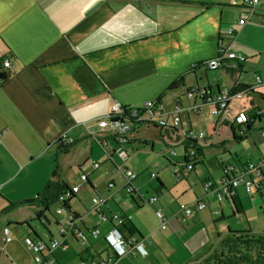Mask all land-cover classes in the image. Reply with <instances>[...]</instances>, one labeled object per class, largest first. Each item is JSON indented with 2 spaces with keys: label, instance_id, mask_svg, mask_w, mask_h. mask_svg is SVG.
Listing matches in <instances>:
<instances>
[{
  "label": "crops",
  "instance_id": "0c3cea01",
  "mask_svg": "<svg viewBox=\"0 0 264 264\" xmlns=\"http://www.w3.org/2000/svg\"><path fill=\"white\" fill-rule=\"evenodd\" d=\"M233 1L239 3L241 0H0V61L3 57L11 61L9 76L0 81V243L2 251L10 259H20L22 255L20 251H11L9 243L13 239L3 241L4 226L10 228L20 244L22 237L30 233L44 240L49 236L61 238L58 231L43 235L35 227L37 224L48 229L52 220L57 228L55 222L59 219L55 209L58 205H50L48 210H44L38 201L26 203L36 197L47 181L61 179L72 187L76 180L79 183L80 174L84 173L93 186V189L85 186L86 192H95V185L88 174L94 175L96 171H93L92 164L87 166L85 162L88 155L97 152L94 145L102 152L103 148L118 145L113 138L107 137V129L97 124L108 113L113 99L123 104L141 105L147 100H155L181 76L183 85L167 90L161 99V106L163 111H169L175 103L181 105L189 128L183 127L181 121L180 128L193 130L192 115L199 114L195 105L201 102L202 89L210 91L205 92L206 98L210 93L213 96L218 90L222 92L221 81L225 79L217 74H208L214 70L195 65L217 56L220 48L242 53L247 59L240 64L239 80L253 83L252 75L250 80L245 81L240 76L246 74L244 69L264 63V0H258L250 8L233 5ZM240 13H244L242 24L238 22ZM229 29L233 30L232 33H228ZM227 67L230 69L225 64L217 70L226 77H229V72L234 79V71L232 74ZM260 84L248 93L259 100V104L250 100L253 110L250 115L246 113L248 119L253 120L251 128L242 139L234 141L230 126L237 123H226L230 134L223 143H219L222 150H226L223 146L226 143L228 153L234 154L231 156L233 162H229L228 158L221 159L232 167L233 172L248 161L261 162L260 168L264 171V138L261 134L264 130V104L261 106L264 95L260 93L264 84L261 78ZM231 86L232 81L226 91ZM194 89L196 91L189 96L188 92ZM169 96L173 105L165 110L163 103ZM183 96L186 106L182 105ZM257 121L260 124L258 131L253 133ZM152 126L163 134L168 144L172 143L167 135L176 130ZM140 129L142 125L137 129L135 138L125 144L131 145V152L140 144L137 138ZM61 136L72 140L65 151L59 149L58 138ZM196 139L201 148L207 143L214 146L216 142H203L204 137ZM248 140L258 154H254V159L242 161L238 154L246 149ZM188 145L183 138V158ZM79 150L82 153L80 157ZM196 160L202 163L198 152ZM106 161L110 165L103 169L100 180L108 184V181L114 182V173L125 167L109 161L107 156ZM169 164L170 168L164 170L163 177L158 173L154 176L163 186L154 183L150 185L151 192L145 191L144 194L135 182L141 175L136 172L132 180L135 191L127 193L132 203L115 199V194L124 189V180L119 184L121 188L113 187L116 191L110 193L111 187L107 186L106 195L100 190L96 194L101 212L128 217L131 234L120 224L114 223V226L125 235H135L144 242L147 251L143 255L144 261L126 258L125 254L115 256L108 244L103 253H92L89 246L93 244L86 233L90 234V230L96 227L101 231L96 238L100 235L104 237L110 226L102 223L98 213L92 209L94 214L90 224L83 221L89 211L80 214L78 205L74 204L83 186L69 198L70 210L77 217L74 218L73 230L65 232L63 237L68 244L67 250L71 248L70 241L77 242L78 237L89 244L79 246L82 247L76 252L79 263L81 260H109L110 256L112 264H196L220 251L219 241L228 230L264 234L261 202L257 197L252 198L251 191L247 193L241 182L233 188L231 199H218L214 191L204 190L202 182L208 178L219 185L224 176L221 168L217 179L206 174L199 176L201 189L195 184L197 174L191 172L195 171L196 164L190 169L170 161ZM72 166L75 170L70 173ZM169 172L175 182L187 184L188 189L182 187L173 194L169 190L172 186ZM231 174L228 172L229 177H232ZM253 187L264 200V184ZM151 195L158 198L155 204L146 202ZM247 198L256 211L253 219L247 214L250 210ZM198 199L205 203V207L199 210L196 209ZM109 200L118 210L109 206ZM180 204L189 205L193 213L185 216L178 208ZM155 209H160L167 217L165 228H161L160 222L153 216ZM142 212L149 215L144 217ZM229 213L232 219L216 224L217 217L224 219ZM69 226L73 227V224ZM212 234H215L214 238ZM82 251L86 256L81 255ZM52 258L50 264H53ZM17 261L20 264L31 263L25 259Z\"/></svg>",
  "mask_w": 264,
  "mask_h": 264
},
{
  "label": "rangeland",
  "instance_id": "374dc122",
  "mask_svg": "<svg viewBox=\"0 0 264 264\" xmlns=\"http://www.w3.org/2000/svg\"><path fill=\"white\" fill-rule=\"evenodd\" d=\"M244 71L246 72V76L245 75H241L240 79L245 81V80H250L252 77L251 75H253L254 73L257 76H260V78L262 79V82L264 84V63L262 64H258V66H253L251 67V69H244ZM213 74H217L218 77L223 78L225 77V79H222L221 84H222V89L221 91L223 93H226V88L228 86V84H230L231 79L229 77L224 76V74L220 71V70H214V71H209L208 74L212 75ZM224 88V89H223ZM260 93H262L264 95V85L260 88ZM180 93V92H178ZM183 102L182 105L186 106V98L183 96L182 98ZM250 100L253 101V104H259V100L258 98H253L252 96L248 95H242V96H232L230 98L228 107L222 112V113H217V114H211V106L207 105L203 108L200 109L199 114L196 115H192V120H191V125L192 128L194 130L195 133H197L198 131H202L204 133V139L203 142H209V141H216L214 142L215 145H209L208 143L205 146H202L201 149V153L198 152V157L202 158V163H198L195 165V171H191L194 175L196 176V182L195 184L200 187L202 189V186L199 182V176H202L203 174L206 175H211L214 179H217L218 176L221 173L220 170V163L219 160L221 159H225L228 158L229 162H233V159L231 156H233L234 154L231 152V154L228 153V146L223 144L224 147H226V150H222V147L220 146L219 143H221L222 141L225 140V138L230 134V131L228 130L227 124L230 122H234V118L235 116L241 111L244 113H248L249 115L251 114V111L253 110V105H250ZM264 101L262 103L261 106H263ZM164 109L165 110H169V108H172L173 105V99L171 96H169L168 98H166L164 100ZM263 108V107H262ZM264 118V117H263ZM227 123V124H226ZM262 123H264V119L262 121ZM261 123V124H262ZM181 125L185 128H189V123H188V119L185 115V113H181ZM178 127V129L175 132H170L167 135V138L173 143H167L166 141H168L166 138V140L162 137L163 134L159 133L157 128H154L152 126L151 123H146V124H142V129H140L138 131V137L139 138V142L140 144L137 146L136 150L133 149L132 152L130 151V146L131 145H124V148L127 152L123 153L122 148L118 145L114 146V152L112 155V161L116 163V165H118L119 167H125V168H129L128 166L131 165L132 167L129 168L131 170H133L135 173L139 172L138 175H140L138 178L135 179V182H137V185L139 186V190L142 194H144V192H151V188L150 185H154L155 178L151 177L149 178V172H154V173H158L161 177H163V173L164 170H168L170 168V163H173L177 166H184V162H183V153H182V148H183V137L181 135V129L180 126ZM259 123L258 121L254 124L255 126V130L253 133H256V131H258L259 128ZM216 126V128L213 131V127ZM226 126V127H225ZM146 142V143H143ZM169 142V141H168ZM223 143V142H222ZM150 144H152V146L150 147ZM100 147V146H99ZM246 149L243 148V151L240 152L241 159L242 161H248V158L254 159V154L257 153L258 151L254 150V148L252 147L251 144V140H248V144L246 143ZM252 147V148H251ZM94 148L96 149V153H94L93 155L89 156L88 155V159L85 162V165H90L93 162H96L98 165L93 171L95 172L94 175L88 174V176L90 178H92V182L95 185V192H91V193H87L86 192V185L83 186L79 192H78V198L76 199L74 204L77 206L78 205V211L80 212V214L85 213L86 211H89V214L84 215L83 217V221L86 224H90L91 221V215H93L94 213L91 212L92 209V199L91 196H96V194H98V191L100 190V193H102L103 195H106V187L108 186V184L101 179V173L103 171V169H105L106 167H108V165H110L107 161H106V156L104 154V152H102L96 145H94ZM78 149H82V148H78ZM172 149L174 151H172ZM80 151V150H79ZM81 156V151L79 152ZM257 157V156H256ZM255 157V158H256ZM134 165H139L141 166L140 168H136L134 167ZM163 165V167H162ZM166 167V168H165ZM168 168V169H167ZM75 170V166H72L70 168V173H73ZM139 170V171H138ZM168 177L172 183V186L170 187V191L174 194V193H178V191L180 190V188L184 187V189H188L187 184H182L181 182H175L172 174L169 172ZM114 182L113 185L115 186V188L119 187L121 188V186H119L120 182L124 180V185L126 183V179L124 177V175L122 174L121 171L114 173ZM82 182V180L78 181L76 180V183H74V186H78L80 183ZM134 182V183H135ZM70 183L73 185V183L70 181ZM113 186V187H114ZM109 188L110 193L116 191L117 189L115 188ZM263 193H264V188L262 189ZM252 193V198L257 197L259 199V201L261 202L260 207L264 209V200L262 197L259 196V192H255L254 187L252 186L251 188V192ZM165 194V192H163V195ZM100 199H103V197H99ZM115 199L120 202V201H129V196L126 192L125 189L121 190L118 193L115 194ZM248 208H250V210L248 211V216H250V218H254L256 215V211L253 210V205L250 202L251 200L248 199ZM78 202V204H77ZM109 206L116 210L117 206L111 201L109 200ZM129 203H132L131 201H129ZM155 204V203H153ZM53 207V205H52ZM190 207V206H189ZM191 208V207H190ZM118 210V209H117ZM194 211V210H193ZM262 212V211H261ZM143 213V212H142ZM152 213V212H151ZM193 213V212H192ZM144 217L145 215L148 216V212L143 213ZM153 214V213H152ZM262 215V214H261ZM154 216V214H153ZM56 217L59 219L58 222H60L61 225L63 226H67V220L64 215V213L62 214H56ZM156 218V217H155ZM232 219V215L231 213L227 214V216L225 215L224 219H219V217H217L216 221L218 224L219 222H221L218 225H221L224 223V220L227 219ZM226 222V221H225ZM228 222V221H227ZM39 226V227H38ZM36 229L41 232L43 235H47V233H57L58 231V227L56 228V226H54L53 221L51 220L50 224H49V228L45 229L43 226L41 225H35ZM209 228V227H208ZM207 228V230H208ZM224 229H226V225L224 226ZM220 230H222L220 228ZM11 231V230H10ZM101 232V231H99ZM11 234L12 231H11ZM32 234V233H30ZM216 234V233H215ZM215 234H212V238H214ZM13 236V235H12ZM87 238L90 240L89 242H91L93 244L92 247L89 246V244L86 241H83L81 237H78L77 242L74 241H70L71 243V248H69V250H63L60 246L54 248L52 250V261L53 264H79V257L78 254L76 252H79L82 247L84 245H88L89 246V250L92 253H95V251L99 252V253H103L104 250L103 248L106 247L107 243L103 237V235L99 236L98 238L91 236L90 234L86 233ZM20 241V240H19ZM15 237H13V240L9 243V247L11 249V251L17 252L20 251L21 255L20 259H10V257L4 252L2 251L1 247H2V242L0 243V264H20L18 263L17 260H23L25 259L28 263V261H31L29 258V255L25 252L24 248L21 246L20 242H19ZM94 248V249H93ZM103 250V251H102ZM23 251V252H22ZM54 252V253H53ZM82 256H86L85 252H81ZM126 258H130V259H134V260H142L143 256H136V257H132L128 254H125Z\"/></svg>",
  "mask_w": 264,
  "mask_h": 264
},
{
  "label": "built area",
  "instance_id": "2783aa9c",
  "mask_svg": "<svg viewBox=\"0 0 264 264\" xmlns=\"http://www.w3.org/2000/svg\"><path fill=\"white\" fill-rule=\"evenodd\" d=\"M258 3V0H241L239 3L233 1V5H240L241 7L250 8L255 6ZM238 22L239 24H242L244 22V13H240L238 16ZM232 29L228 30V33H232ZM246 56L242 53H235L234 51L228 50V49H219V52L217 56L207 59L203 61L201 64L207 68L215 69L220 67L221 62L224 60H228V65L230 66V69L234 71V78L236 79V83L239 82V75H240V67L239 63H242L245 61ZM0 65L2 69H9L11 66V61L8 57H3L0 61ZM253 76V83L247 84L246 87L249 89L254 88L256 84L260 82V77L257 76L255 73ZM194 91V90H193ZM193 91L188 92V95H193ZM245 92V90H239L234 93L233 96H242V94ZM228 95L227 92L220 94L213 95L212 100H206L208 105L211 106V114H217L222 113L225 108L227 107V101H228ZM197 109V107L195 106ZM186 110V109H185ZM198 110V109H197ZM184 111L183 107L181 105L175 103L173 108L169 111H163V108L161 105L158 107L155 106V100H147L143 104L135 106L131 104H123L117 99H113V102L110 106V109L108 113L100 118L97 121V124L99 127L107 129V137H111L114 140H116V143L122 148L126 143H128L129 140L135 138V133L139 126L146 123H151L153 125H156L160 129L167 128L172 130V128H175V130L178 129L181 121V113ZM199 111V110H198ZM234 121L237 124H242L247 121V117L243 112H239L235 118ZM181 129V135L182 137L187 140L189 138H203L204 133L202 131H198L195 133L193 130L189 129ZM242 132L239 130L238 134H241ZM262 135H264V131L261 132ZM0 138H1V132H0ZM60 144L62 145H68L72 140L71 138L61 136L58 138ZM189 147L186 150L185 157L187 159V164H185L186 169L192 168L193 160L197 158V151L195 146H198V142H196V145L189 143ZM123 152H126L125 149L122 148ZM261 162L257 163H247L244 167L238 168L235 172L231 170V166L228 163L224 164V167L222 169L223 173L228 174L232 173V177H229V180L224 181V179H221L220 184L214 183L211 179H205L202 182V186L204 190L207 191H214L216 194V197L218 199H221V197L230 198L234 195L233 188L241 182L243 184L244 190L249 193L251 191L252 186H258V180L254 179L251 176L258 175ZM98 164L96 162L92 163V166L96 167ZM122 174L124 175L126 179V183L124 186V189L127 193H132L135 191V188L132 184V180L136 177V173L128 168H119ZM155 173L151 172L150 177H154ZM179 176V175H178ZM85 177L84 173L80 174V179L83 180ZM226 182L228 186L226 185ZM81 184V183H80ZM73 186L72 190L77 191L78 187L80 186ZM108 186L113 187V182L108 181ZM67 197V193L63 194L61 196L62 199ZM157 196L151 195L146 199V202L148 204H153L157 202ZM92 210L97 212L100 221L106 225H109L110 228L104 235V239L108 246L112 249V252L115 254V256H120L123 254H140L145 255L147 253L145 249L144 242L140 239H138L135 235H122L121 232L115 227L116 224H121L122 222V216L119 213H104L100 211V200L94 196L92 198ZM205 207V203L203 200L198 199L196 201V209H202ZM179 210L182 211V213L185 216H190L193 212L192 209L189 207V205L186 204H180L178 206ZM55 213H64L65 218L67 220V226L65 227L63 225H57L60 229H58V233L61 236V238L56 236H49L47 240H44L42 238H39L37 236H32L31 234H26L21 239V244L26 251V253L29 255L31 263L30 264H50L51 263V255L52 250L58 246H60L63 250L68 249V244L64 240V234L65 232H70L74 228V218L71 217L65 210L61 207H57L55 209ZM154 215L160 222V227L165 228L168 219L163 214V212L160 209L154 210ZM116 223V224H114ZM73 227L69 226L72 225ZM90 234L93 237H97L99 234V230L95 227L90 230ZM2 235H3V241L9 242L13 239V236L11 234L10 228L8 226H4L2 229ZM79 264H112L110 262V256L109 260H81Z\"/></svg>",
  "mask_w": 264,
  "mask_h": 264
},
{
  "label": "trees",
  "instance_id": "16d2710c",
  "mask_svg": "<svg viewBox=\"0 0 264 264\" xmlns=\"http://www.w3.org/2000/svg\"><path fill=\"white\" fill-rule=\"evenodd\" d=\"M228 62H229L228 60L222 61L220 67L215 68V69L207 68L205 66L204 67L207 70H217V69H220L221 66L228 64ZM201 63L195 65V67L203 66ZM240 64L241 63H239V67H240ZM229 71L233 74L232 69H229ZM227 73H228L229 78L232 81V86L227 91V95L229 97L228 101H227V107H228L230 98L234 95V93L236 91L245 90V92L242 95H248V93H250L254 88L261 86V84L259 82L258 84H256L254 86V88H252V89L247 88L246 89V87L248 86L246 83L240 82V80L238 83H236V79L235 78L233 79L229 72H227ZM8 76H9L8 69H1L0 70V81H4ZM182 85H183V77H181V76L178 77L175 81H172L169 84V86L167 87V89L165 91H163L155 99V106L158 107L159 105H161V99L167 90L173 89V88H176V87H179ZM195 91L196 90L194 89L193 93ZM202 91H203L202 96H204L206 98L207 94L205 92L209 91V89L204 88V89H202ZM220 93L221 92L218 90L217 92L214 93V95L220 94ZM202 96L200 97V100H201L200 104H198L197 106L195 105L199 111L201 108H203L209 104L206 102V100H212V98H213L211 93L208 95V97L206 99H203ZM256 109L259 110V107H256ZM244 114L246 116V113H244ZM252 122H253V120L248 119V117H247V121L242 123V124H236V126L231 124L230 129H231L232 140L238 141V140L242 139L245 136L246 132L251 128ZM154 126H156V125H154ZM172 130H175V128H172ZM239 130L242 132L241 134H238ZM261 131H264V130L262 129ZM262 137L264 138V135H262ZM186 141H187V143H191V144L196 145L197 139L196 138H189ZM115 142H116V140H115ZM143 143H146V142H143ZM99 144L101 147H103L101 143H99ZM70 146L71 145L60 144L59 149L61 151H65ZM195 148H196L197 152L201 153L202 148L200 145L195 146ZM103 151H104V154L108 157V160L111 161V157L113 155L114 148L113 147H110V149L103 148ZM195 160H193V165L200 162L199 160L198 161L197 160L195 161ZM183 162H184V164H187L186 157L183 158ZM219 163H220V168L223 169L225 163H223L222 160H219ZM247 163H250V162L248 161ZM247 163L241 164L240 167L241 168L244 167ZM113 165L115 167H117L114 163H113ZM115 167H114V169H115ZM223 175L224 176L222 179H224V181L229 180L228 174L224 173ZM53 176H55V174H53ZM251 177H253L255 180L257 179L259 185L264 184V171H262V169L259 171L258 175L251 176ZM155 181H156L155 182L156 186H163V184L161 183V181L158 178H156ZM85 185L87 187L93 189V186L88 181L86 175H85L84 179L82 180L78 189H80L82 186H85ZM226 185L228 186L227 182H226ZM72 188H73V186L70 187L65 181H63L61 179H58L55 181L49 180L44 185L42 190L36 195V197L33 199L27 200L26 203L32 204V203H35L36 201H38L41 204V206L44 208V210H48L50 205L56 204L59 207L63 208L65 210V212H67L71 217L75 218V217H77V215L74 211L70 210V206H69L68 201H69V198L74 196V193L77 192L78 190L73 192ZM65 193H67V197L62 199L61 196ZM55 223L57 225H60V223L57 222V220ZM120 227L123 230H125L131 234V230H130L131 224H130L129 219L126 215H122V222L120 224ZM119 231L121 232L122 235L126 236L122 230L119 229ZM219 246H220L219 252L212 253L208 258H204V259H202V261H200L199 263H196V264H264V234L263 233H253L250 231H231V230H228L226 235L220 239Z\"/></svg>",
  "mask_w": 264,
  "mask_h": 264
},
{
  "label": "water",
  "instance_id": "95a60500",
  "mask_svg": "<svg viewBox=\"0 0 264 264\" xmlns=\"http://www.w3.org/2000/svg\"><path fill=\"white\" fill-rule=\"evenodd\" d=\"M210 92V91H209Z\"/></svg>",
  "mask_w": 264,
  "mask_h": 264
}]
</instances>
